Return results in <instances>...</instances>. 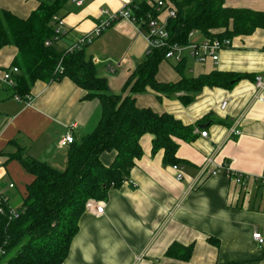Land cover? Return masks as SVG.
<instances>
[{
    "label": "crops",
    "instance_id": "obj_1",
    "mask_svg": "<svg viewBox=\"0 0 264 264\" xmlns=\"http://www.w3.org/2000/svg\"><path fill=\"white\" fill-rule=\"evenodd\" d=\"M41 1L54 0H0V12L11 11L25 19ZM82 1L79 5L69 0L58 12L68 32L58 44L61 49L95 27L102 8L118 10L130 0ZM225 5L264 11V0H226ZM192 39L201 41L204 36L196 32ZM232 41V47L220 51L218 63L198 62L187 55L179 72L178 62H161L160 82L213 71L245 76L232 81L231 87L206 86L192 93L189 104L180 98L188 95L184 91L170 97L148 88L137 95L140 107L168 112L194 126L193 141L178 139L183 178L178 180L173 165L163 162L164 150L152 149L154 134L143 135L144 152L129 177L99 200L105 202V213L96 214L86 206L63 264H264V245L253 238L256 230L264 235V102L256 99L254 85L257 76L264 77V29ZM87 46L86 54L96 64L98 75L107 77L117 93L145 60L150 44L146 29L120 19ZM18 52L13 44L0 47V193L12 205L7 196L17 191L23 201L16 207H21L33 175L20 160H8V155L20 149L25 157L65 168L70 145L61 146L60 139L68 131L79 139L91 130L102 106L98 98L86 99L87 91L68 77L53 83L37 81L30 100L16 94L1 77L15 66ZM116 61L123 63L112 72L109 64ZM226 98L229 104L221 109ZM234 127L242 134L232 136ZM200 131H207L208 136ZM115 157V151H106L102 162L109 165ZM209 157L213 161L208 164ZM224 165L249 178L239 184L226 172L212 173ZM173 244L192 246L191 258L180 261L167 256Z\"/></svg>",
    "mask_w": 264,
    "mask_h": 264
},
{
    "label": "trees",
    "instance_id": "obj_2",
    "mask_svg": "<svg viewBox=\"0 0 264 264\" xmlns=\"http://www.w3.org/2000/svg\"><path fill=\"white\" fill-rule=\"evenodd\" d=\"M67 1H41L25 19L11 11L0 12V47L13 44L19 49L13 60L20 70L14 74L16 94L26 97L37 81L53 83L68 77L87 91L86 99L98 98L102 106L97 124L69 146L65 168L25 157L20 149L8 155V160H20L33 179L27 185L22 215L11 220L8 214H0V264H63L86 206L91 200H105L111 187H119L129 177L136 160L143 155L140 143L143 135L154 134L152 149L164 150V163L179 164L178 139L193 141L194 126L168 112L140 107L136 104L138 94L148 88L170 97L184 91L188 95L180 98L189 104L192 93L206 86L231 87L232 81L245 76L213 71L191 78L183 74L176 82H160L157 72L167 51L160 47L147 53L121 91L115 93L108 78L98 75L96 64L86 54L87 45L69 52L57 43L45 44L54 36L52 16ZM173 3L177 16L169 18L166 25L173 43L187 44L192 31L204 37L217 32L233 39L264 29V11L228 7L226 0H173ZM139 5L134 12L142 29L147 30L146 13L155 17L158 13L148 0ZM162 14L168 16L166 10ZM183 66L185 59L176 63L175 68L181 72ZM106 151L116 152L109 165L102 162ZM166 253L180 261L189 260L193 254L192 246L180 244L171 245Z\"/></svg>",
    "mask_w": 264,
    "mask_h": 264
},
{
    "label": "built area",
    "instance_id": "obj_3",
    "mask_svg": "<svg viewBox=\"0 0 264 264\" xmlns=\"http://www.w3.org/2000/svg\"><path fill=\"white\" fill-rule=\"evenodd\" d=\"M77 4L82 5L84 1L82 0H75ZM143 0H130L129 2H125L123 6L118 10H110L109 8H102L101 9V19L99 23L91 30L85 32L81 37H79L75 42L70 43L67 46V51L71 52L73 50H79L85 47V45L91 44L95 39L100 37L102 33L105 32L106 29L110 28L115 24L116 21L120 19H127L131 20L132 22L136 23L139 26V29H142L140 25V18L138 15L135 14V10H138L140 5L139 3ZM148 4L153 7V9L158 13L155 17L150 12H147V19H148V27L146 30V35L148 39L149 51H152L155 48H166L167 51L165 53V59L173 60L175 62H181L185 57L191 56L198 62L205 63L208 60H212L215 63H218L220 60V51L225 48H230L233 46V41L229 37H222L221 35H217V32H213V35L205 36L201 41H194L192 38L197 31H192L190 33V39L187 44L181 43H173L171 42V36L166 29L167 21L169 18H174L177 16L176 9L173 7L174 3L173 0H148ZM167 11L168 16L163 17L162 12ZM52 19L53 24V32L54 36L50 39H47L45 44L47 46L55 45V43L59 44L63 37L68 33L66 28L65 18L60 16L58 13H55ZM144 30V29H142ZM123 61H116L114 63L109 64L110 71H115L116 66H120ZM19 67L13 66L11 70L5 71L2 75V79L10 86L14 87L16 85V80L14 79V74L18 73ZM255 85V97L257 100L264 102V77L257 76L254 81ZM18 100H20V96H16ZM27 99H31V96L28 94ZM229 104V99L226 98L222 101L221 109H225ZM232 136L241 135L243 131L238 127H234L231 130ZM201 135L204 137L208 136L207 131H200ZM76 137L71 131H68L63 138L60 139L61 146L71 145L75 141ZM212 157H209L207 160L208 164L212 163ZM174 170L177 172L178 180L183 178V166L179 164L173 165ZM219 172H226L228 176L233 177L239 184L246 181L249 176L245 175L244 173H235L231 172V169L228 165H224V168L219 167V169H215L212 171L213 174H217ZM130 183L133 185L136 184L131 179H128ZM263 186H264V177L262 178ZM15 184L11 183L10 187L14 188ZM0 214L5 213L9 215L11 220H15L22 215L24 211V207H13L10 204L9 199L4 197L0 193ZM8 206V209L5 208ZM87 207L92 208V210L96 214H103L105 213V202L99 200H91ZM254 240L261 245H264V235L259 230H256L254 233Z\"/></svg>",
    "mask_w": 264,
    "mask_h": 264
},
{
    "label": "rangeland",
    "instance_id": "obj_4",
    "mask_svg": "<svg viewBox=\"0 0 264 264\" xmlns=\"http://www.w3.org/2000/svg\"><path fill=\"white\" fill-rule=\"evenodd\" d=\"M167 61H170V63H172L171 65L174 64L173 62H175L173 60H167ZM100 73H103V70H101ZM99 116H100V112H98L97 116L92 120L93 123L90 125V129H92L97 124V122H98L97 120H98ZM21 192L23 193L24 191H21ZM11 193H12L11 195L9 194L10 197L9 196H7V197L11 199L13 207L16 208V206L23 201V198H21V195H19V193L17 191H13ZM14 198H16V199H14Z\"/></svg>",
    "mask_w": 264,
    "mask_h": 264
}]
</instances>
